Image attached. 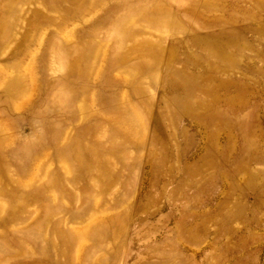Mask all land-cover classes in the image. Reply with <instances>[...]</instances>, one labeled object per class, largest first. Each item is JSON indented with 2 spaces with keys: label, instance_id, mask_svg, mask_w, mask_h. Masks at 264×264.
I'll return each mask as SVG.
<instances>
[{
  "label": "rangeland",
  "instance_id": "1",
  "mask_svg": "<svg viewBox=\"0 0 264 264\" xmlns=\"http://www.w3.org/2000/svg\"><path fill=\"white\" fill-rule=\"evenodd\" d=\"M0 264H264V0H0Z\"/></svg>",
  "mask_w": 264,
  "mask_h": 264
}]
</instances>
